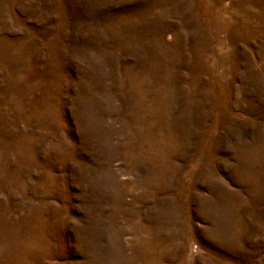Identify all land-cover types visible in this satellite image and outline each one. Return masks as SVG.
Here are the masks:
<instances>
[{
    "label": "rangeland",
    "instance_id": "1",
    "mask_svg": "<svg viewBox=\"0 0 264 264\" xmlns=\"http://www.w3.org/2000/svg\"><path fill=\"white\" fill-rule=\"evenodd\" d=\"M0 264H264V0H0Z\"/></svg>",
    "mask_w": 264,
    "mask_h": 264
}]
</instances>
